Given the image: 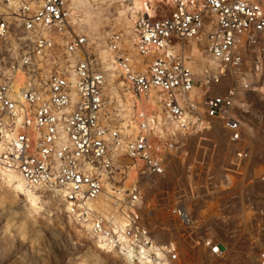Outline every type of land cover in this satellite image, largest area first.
Here are the masks:
<instances>
[{
  "label": "built area",
  "instance_id": "obj_1",
  "mask_svg": "<svg viewBox=\"0 0 264 264\" xmlns=\"http://www.w3.org/2000/svg\"><path fill=\"white\" fill-rule=\"evenodd\" d=\"M73 17L66 0H0V142L6 146L1 159L29 187L43 194L58 192L67 214L79 225L89 219L94 236L108 238L115 252L120 245L112 229L102 218H89L86 202L97 199L105 184L117 188L124 183L129 167L140 162L136 186L125 192L130 207L125 234L137 251L149 248L154 239L142 217L139 180L164 176L179 140L156 134L149 125H134L130 118L117 122L118 115L137 106L126 97H107L106 71L88 38L73 30ZM203 38L207 52L223 68L217 83L227 74L243 82L246 72H263V3L171 0L169 13L138 19L134 58L119 33L110 35L107 46L127 71L123 77L135 96L147 97L150 91L163 96L164 111L176 121L185 112L199 120L219 119L236 142L241 121L235 114L241 108L234 90L207 95L200 102L180 98L194 94L198 85L186 44ZM173 51H179L176 57L168 55ZM242 86L253 92V84ZM190 127L181 125L186 131ZM248 157L245 152L236 155L238 160ZM170 218L194 240L197 223L185 197L177 198ZM203 245L210 255L222 257L220 244L206 240ZM163 247L170 261L177 259L170 245ZM259 263L264 264V251Z\"/></svg>",
  "mask_w": 264,
  "mask_h": 264
},
{
  "label": "rangeland",
  "instance_id": "obj_2",
  "mask_svg": "<svg viewBox=\"0 0 264 264\" xmlns=\"http://www.w3.org/2000/svg\"><path fill=\"white\" fill-rule=\"evenodd\" d=\"M66 1L74 16L73 30L88 38L92 52L106 71L109 79L107 97L118 100L126 97L128 104L135 105L131 99L133 93L129 90L128 83L119 67L115 65L112 53L108 50V39L113 33L121 34L124 38L123 47L134 58L136 52L133 33L138 19L144 17L136 11L137 5L144 3L154 14L161 17L171 11V0ZM186 47L187 62L194 69L198 80L195 91L199 99L197 101L200 102L207 95L234 90L240 108L248 106L247 116L256 121L255 125H264V71L246 72L243 82L227 74L219 83L209 79V84H207L208 79L199 73L201 70L209 71L208 60L211 58L206 50L204 38L201 42L196 41ZM243 83L253 84V92H245ZM152 98L157 101L160 96L154 97L153 95ZM159 108L162 111L160 105L157 111H160ZM163 116L165 121V113ZM128 118L134 125L141 124L136 110L124 112L116 119L117 122L123 123ZM210 122L212 125H222L216 120ZM218 127L219 137L215 136L216 144L204 146L197 136L187 139L184 148L177 143L171 152L180 159L179 162L176 159L173 160V164L177 165L176 169L161 177L144 175L139 180L142 191L141 206L143 203L141 213L145 226L152 232L153 239H158L162 245H171L165 243L166 241L171 242L173 245L170 247L178 255L176 260L170 261V264H260L259 254L264 251L263 193L244 194L243 202L239 201L232 208L224 211L226 216L231 217L228 227L215 223V217L219 214L215 209L220 208L217 200L219 196L226 197L225 194H219L220 188L225 187L224 180H227L221 171L227 168L229 155L232 153L229 148L228 133L222 126ZM189 133H179L174 140L180 141ZM211 138L213 139L212 135ZM201 145L206 150L200 147ZM214 146L216 147L213 148ZM188 152L191 158L196 160L199 157L202 160L208 157L210 161L213 157L211 162L214 171L210 170L208 173L201 171L199 176L193 174L190 181V177L187 178L185 175L188 171L187 166L185 169L181 166L183 162L181 156L185 157ZM138 170L139 168H137V173ZM130 171L131 169L128 173ZM210 177L214 178L213 182L208 180ZM126 178L128 179V174ZM123 180L120 179L121 182ZM124 184L120 183L117 188L114 186L113 188L119 193L122 188H125ZM181 190L186 193L178 192ZM210 191L214 193H209ZM198 192L208 194L207 201H202L203 204L196 199ZM33 193L38 197V202H34L27 193L17 191L0 174V264H141L138 261L127 259L121 252L120 243V250L117 252L112 251L113 247L98 245L97 238L91 231L92 222L77 224L67 214L61 200L54 194H43L36 190ZM125 194L124 192L120 197L115 196L111 205V209L119 218L123 217L124 213L128 214L129 211L127 202H124ZM180 195L185 197L187 207L193 211L198 220L199 223L196 221L197 228L200 225L207 230L203 237L213 238L216 235L220 239L222 257L210 255L205 245L206 248L202 247V249L199 246L201 242L195 240L196 238L190 240L188 235L170 218V210ZM250 211L253 214L252 218L249 217V220L247 219L244 223V215ZM206 215L211 219L204 222L203 216ZM150 264L159 263L152 256Z\"/></svg>",
  "mask_w": 264,
  "mask_h": 264
},
{
  "label": "bare ground",
  "instance_id": "obj_3",
  "mask_svg": "<svg viewBox=\"0 0 264 264\" xmlns=\"http://www.w3.org/2000/svg\"><path fill=\"white\" fill-rule=\"evenodd\" d=\"M96 2L97 0H92ZM253 1H260L264 5V0H253ZM137 12L139 14L149 17V18H158L156 14L152 12L150 8H148L144 3L141 5H137ZM134 34V33H133ZM135 39H133L134 41ZM193 43V42H191ZM187 43L186 45H188ZM179 51H173L168 53L170 57H176L178 55ZM111 53V52H110ZM113 55V54H112ZM182 55V53H181ZM187 57V56H186ZM211 57V56H210ZM209 71H199L200 74L205 75V78L208 79L207 84H209V79L215 80L219 76V74L223 73V68H221V65L215 60L214 58H210L209 60ZM115 65L119 67L121 73L123 75L127 74V71L122 69L115 61ZM129 85V84H128ZM132 92V91H131ZM159 97L158 100H154L152 97ZM183 97V98H182ZM181 100L184 101H197L199 100L196 97V93L190 95L187 97V95H181ZM131 99L133 103L137 106L136 113L138 116L139 122L144 125H149L151 127L155 128L156 134H168L173 137L178 136L177 134L185 133L188 134L189 132H194L197 130L198 127H202L203 125H208V122L206 120H199L198 117H196L193 113L185 112L184 117L181 120H173L171 117L167 115V113L164 111L162 107V102L164 100V97L161 95H158L154 91H150L148 96H141L137 97L134 94L131 95ZM160 102V103H159ZM159 103V104H158ZM159 105L162 108V111L158 112L157 109ZM165 113L166 120L164 121L163 113ZM187 123H191L192 127L188 131L181 128V125H187ZM140 124V125H141ZM144 132V131H143ZM6 146L0 142V174L1 176L6 179L7 183L9 185H13L15 189L19 192H25L31 198H33L34 202H38V197H36V194L33 193L35 189L29 187L26 183V181L23 179L21 174L13 169H9L3 160L1 159L2 153L5 151ZM140 167L141 163L137 162L135 165H132L129 167L131 171L128 174V179L125 184V188L121 189L118 193L114 190L113 186L109 183L105 184L103 186L102 193L100 196L95 199L86 202V209L88 210L89 218L93 217L99 220L102 218L106 223L109 224V227L112 229L113 235L117 238L118 242L122 245L121 252L125 255V257L129 260H135L138 259V262L141 264H150L152 263V256H154L155 261L159 264H170V259L165 254L163 247L164 245L161 244L162 248L156 247L153 244L149 248H140L138 251L135 249L133 244L128 240L126 236V230L129 225V218H130V207L128 214L124 213L123 217H118L115 215L113 210L111 209V205L113 203V198L115 196L120 197L124 192L128 190H132L134 186H136L137 176L139 179L140 175ZM137 168H139L137 173ZM33 190V191H32ZM37 191V190H36ZM60 194L57 192L55 193V196H59ZM62 201V199H60ZM89 220V219H87ZM85 220L84 222H86ZM89 222V221H88ZM92 231V230H91ZM97 243L100 246H107L109 248L113 247L112 242L109 241L108 238L105 237H99L97 238ZM155 243V240L154 242Z\"/></svg>",
  "mask_w": 264,
  "mask_h": 264
},
{
  "label": "crops",
  "instance_id": "obj_4",
  "mask_svg": "<svg viewBox=\"0 0 264 264\" xmlns=\"http://www.w3.org/2000/svg\"><path fill=\"white\" fill-rule=\"evenodd\" d=\"M248 108L249 107L248 106L246 107L245 105L240 111L236 112L235 114L237 117H239L241 121V125H240L241 137L236 142L232 141V133L225 128V126L222 124V122L219 119H210L208 121V125H203L202 127H198L197 130H195L194 132H190L187 137L181 138V140L178 142V144H181V148H184L186 146L187 139L191 138L192 136L194 137L197 136L200 138V143L202 145L210 146L211 144H216L215 139L216 137H219L218 126H222V128L228 133V143L230 145L229 148L232 153L229 155V163L227 164L228 166L226 165L227 168H223L222 169L223 171H221L223 173V177L227 178V180H224L223 182L225 185L224 189L221 187L219 191V194H225L226 197L219 196L217 200V205H219L220 208L215 209V211L219 213L218 216L215 217L216 218L215 223L223 227H228L229 223L231 222L230 220L231 217L229 215L226 216L223 212L228 210V208H232L233 205L236 204L237 202L239 201L243 202L244 194L253 195L254 193L257 192V193H263L264 195V125H255L256 123L254 122L256 121L251 117L247 116V114H249V112L247 111ZM215 120L220 122L222 125H212L210 121L213 122ZM211 135L214 140L211 138ZM202 145L200 147L205 148ZM215 147L216 146H214L213 148ZM239 152L248 153L249 157L243 160H238L236 158V155ZM181 158H183V162H181L182 164L181 166L183 167V169H185L187 166L188 171L185 173V175L187 176V178L190 177V181L193 174L199 176L201 171H207V173L210 170L214 171L212 169L213 164L211 162L213 161V157L212 159H210V161L208 157H206V159L204 158L205 160H202L200 157L196 160V159H192L188 152L187 155H185V157L183 155L181 156ZM174 159H176V161L178 160V162L180 160L179 156L173 155L171 153L168 157V161L166 165V173L170 172L173 169H176L177 165L173 164ZM208 180L213 182L214 178L210 177ZM178 192L186 193V191L184 190ZM211 192L214 193L213 191H210L209 193ZM197 194L198 197L196 199L200 200L199 201L200 203L203 204L202 201H207L208 198L207 193L202 194L198 192ZM188 210L193 216V218L196 219L193 211L189 209V207ZM201 210L204 211L205 209H201ZM252 215L253 214L251 213V211L250 213L247 212L243 218L245 219L244 223L249 217L251 219ZM203 219L205 222V221H209L211 218L208 215H206L203 216ZM196 221L198 222L197 219ZM206 231L207 230L203 229L199 225L195 240L201 242V244L199 245L201 248L205 247L203 243L206 240H213L215 243L222 245L220 239H218L216 235L213 238L203 237ZM161 243L162 242H160L158 239L157 240L155 239V243L153 244L159 248H162L161 246H158L161 245ZM165 243H169L173 245L171 242L168 241H166Z\"/></svg>",
  "mask_w": 264,
  "mask_h": 264
}]
</instances>
